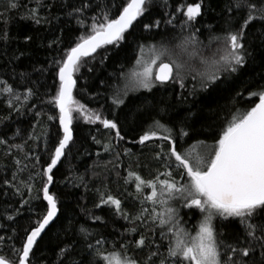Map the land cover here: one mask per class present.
<instances>
[{"label":"snow or ice","instance_id":"6c2138e0","mask_svg":"<svg viewBox=\"0 0 264 264\" xmlns=\"http://www.w3.org/2000/svg\"><path fill=\"white\" fill-rule=\"evenodd\" d=\"M151 3L152 0H126V4L122 2L117 9L115 2L109 4L107 0H96L95 5L93 0H81L80 6H72L69 15L77 20L83 34L79 35L74 46L53 61L58 84L50 103L58 109V114L49 115L48 120L58 121V135L50 150L45 145L49 162L42 167L44 182L36 196V199L42 198L46 202L45 209L37 215L35 226L26 230L21 247L16 249L13 246L16 261L0 256V264H31L38 239L57 221L59 200L50 193V187L54 184V169L66 156V150L73 141L74 119H81L86 124H99L113 134L115 140L124 141L118 113H122L125 120L151 116L152 123L148 130L130 142L141 146L152 142V146L158 149L153 156L158 167L155 175L149 179L131 170L125 178L126 184L134 185V198L140 204L135 216L124 212L121 200L111 194H101L96 207L111 206L116 214L134 225L129 229L132 234L140 227L152 233L151 239L141 233L135 241L138 249L149 250L144 264H264V86L250 93V96L258 97V103L254 102L250 110L234 114L211 146L203 141H189L194 129L188 123L186 114H177L178 124L157 118L159 114L167 115L168 110L175 107L167 103L163 95L160 104H147L149 97L138 95L144 92L154 99L162 88L176 85L181 91L174 100L183 105L189 96L195 98L198 93L211 95L217 89L226 87L228 76L244 68L252 55L250 37L258 39L259 48L264 50V0H228L225 7L228 15L223 31L214 33L209 41V46L213 43L217 45V54L211 57L200 55L206 46L200 39V29L195 27L199 23L198 18L203 16V2L177 6L176 11L181 13L182 22L175 17L165 22L173 29L178 28L182 34L174 45L163 42L153 44L149 48V55L144 57L143 46L133 37L140 55L131 70L122 74V85L112 89L107 117L102 112L86 109L73 96L78 74L87 65V58L94 61L98 50L107 49L108 46L118 49L127 43L135 31L136 22L145 16ZM164 3L167 7V0ZM8 6L13 9L19 7L15 0H9ZM40 6L42 0H37V8ZM113 9H117L115 14ZM89 12L93 14L87 15ZM21 18L41 23L36 9ZM161 23L160 20H153L142 27L146 31L159 30ZM0 39L7 41V34L0 36ZM30 39L26 37V41ZM177 51L186 55L187 59L176 58ZM101 55L102 62L108 58L107 51ZM196 59L199 67L190 63ZM92 70L88 67L89 72ZM189 77L195 81L190 91L186 84ZM0 85L5 93L15 95L14 89L4 81H0ZM32 95L30 89L27 97ZM16 99L20 97L16 96ZM161 104L164 106L161 107ZM130 105H135V111ZM9 107L12 105L9 104ZM153 112L156 114L153 115ZM74 113L77 115L74 116ZM185 113H191V108L185 109ZM28 139L33 137L29 136ZM4 143L6 141L0 139V144ZM193 143H200L201 148L193 151ZM15 147L24 159L16 158L14 161L17 171L13 173L12 181L16 183L7 179L4 183L9 189L14 188L18 196L22 197L21 188L31 196L33 189L29 182L32 178L29 164H39L40 156H29L22 145ZM104 147L106 151L110 150L109 145ZM24 172L29 173L27 180L18 175ZM25 205L31 208L30 200L22 198L20 208ZM20 208L13 211L19 214ZM182 209H195L200 213V219L193 226L194 234L181 216ZM5 218L9 221L15 219L13 215ZM92 219L102 221L100 216H93ZM217 221L237 222L242 234L235 242H226L221 228L227 225L221 224V228H218ZM80 233L86 240L92 235L84 227ZM4 239L0 236V241ZM163 241H167L166 254L160 251L164 246L160 242ZM105 243L102 239L96 240V247L89 243L88 247L93 253L91 264H140L127 254L128 243L122 242L123 252L103 249L101 246ZM61 251L63 255L59 264H65L70 253L67 248Z\"/></svg>","mask_w":264,"mask_h":264},{"label":"trees","instance_id":"16d2710c","mask_svg":"<svg viewBox=\"0 0 264 264\" xmlns=\"http://www.w3.org/2000/svg\"><path fill=\"white\" fill-rule=\"evenodd\" d=\"M15 2L19 7L13 9L8 6L9 0H0V36L7 34V41L0 39V81H4L15 92V95H9L0 85V139L6 141L0 144V236L5 238L0 241V256L12 261L17 259L12 251L13 246L16 249L21 247V242L27 234L26 230L35 226L37 215L44 211L46 205L42 198L36 199V196L44 182L42 167H46L49 162V152L45 151V145L47 144L50 150L58 135V121L48 120L49 115L58 114V109L50 103L58 84L53 61L59 59L69 47L74 46L79 35L83 34L77 20L69 15L72 6H80L81 0H42V6L39 8L37 0ZM95 2L96 0H93L94 5ZM107 2H115L117 9L122 2L126 4V0ZM191 2L204 3L203 16L198 18L199 23L195 27L200 29V39L206 46L200 55L213 56L217 45L213 43L209 46V41L214 33L220 34L223 31L225 17L228 15L225 12L228 0H167V7L164 0H152L145 16L136 22L135 31L127 43L118 49L108 46L107 49L98 50L94 61L87 58V65L81 68L77 77L74 98L84 104L86 109L102 112L107 117L112 89L122 85V74L131 70L140 55L136 51L133 37L143 46L144 57L149 55V48L153 44L163 42L174 45L182 34L178 28L173 29L165 22L170 17L182 22L181 13L177 12L176 8ZM33 9H36L37 16L41 19L39 24L32 19L21 18ZM117 9H113L114 14ZM184 10L186 11V8ZM91 14L93 13H87ZM153 20L162 22L160 29L144 30L142 25ZM26 37L31 39L26 41ZM249 39L252 55L248 57L246 66L231 76L226 73L228 85L217 89L211 95L198 93L195 98L189 96L183 105L174 100L181 91L176 85H170L168 89L162 88L154 99L148 93L141 92L138 95L148 96L147 104H160L163 95L164 100L175 107L169 109L167 115L159 114L157 118L178 124L177 114H186L188 123L194 129L189 141H203L211 146L234 114L250 110L254 102H258V97L250 96V93L264 86V50L259 48L258 39ZM106 51L108 58L102 62L101 54ZM175 55L176 58L187 59L186 55L179 51ZM190 63L199 67L198 59ZM88 67L93 70L89 72ZM186 84L190 91L195 81L189 77ZM30 89L33 95L27 97ZM16 96L20 99L17 100ZM9 104L12 107H9ZM163 106L161 104V107ZM130 107L135 111V105ZM187 108H191V113H185ZM118 114L122 134L125 136L124 141L118 142L113 138V134L101 125L86 124L81 119H74V138L66 150V156L54 170V184L50 191L59 200L60 214L36 244L31 264H59L63 248H67L70 253L65 264H91L93 253L88 245L90 243L96 247L97 239L106 241L101 247L108 251L115 249L123 252L122 242L128 243L127 254L144 264L149 250L138 249L135 241L141 233L151 239L152 233L140 227L132 234L129 229L134 225L116 214L111 206L96 207L101 194H111L121 200L124 212L135 216L140 204L134 198V185L126 184L125 178L131 170L149 179L155 175V169L158 167V162L153 158L158 149L152 146V142H148L147 146L130 142L137 140L148 130L152 123L151 116L143 115L136 120H125L122 113ZM155 114L153 112V115ZM75 115L77 114L74 113ZM29 136L33 139L29 140ZM15 145H22L24 152L29 156H40L39 164H29L32 175L29 182L33 189L31 196L24 188H21L22 197L18 196L14 188L9 189L4 183L5 179L16 183L12 181L13 173L17 171L14 161L16 158L24 159ZM104 145H109L110 150L106 151ZM191 147L195 151L200 149L201 145L193 143ZM18 175L27 180L29 173ZM22 198L30 200L31 208L28 205L20 208ZM17 208H20L19 214L13 211ZM7 215H13L15 219L9 221L5 218ZM93 216L102 217V221H94ZM181 216L194 234L193 226L200 219V213L195 209H182ZM216 223L218 228H221V224L227 225L221 228L226 242H235L242 234L241 226L237 222ZM82 227L92 232L87 240L80 233ZM160 243L164 245L160 249L161 253L166 254L167 241Z\"/></svg>","mask_w":264,"mask_h":264},{"label":"water","instance_id":"95a60500","mask_svg":"<svg viewBox=\"0 0 264 264\" xmlns=\"http://www.w3.org/2000/svg\"><path fill=\"white\" fill-rule=\"evenodd\" d=\"M257 103H258V102H257ZM62 160H63V158H62ZM60 163H61V162H60ZM60 163L57 165V167L60 165ZM54 170H55V169H54ZM50 191H51V187H50ZM54 222H55V221H54ZM54 222H53V223H54ZM50 226H51V225H50ZM50 226H49V227H50ZM47 230H48V229H47ZM47 230H46V231H47ZM44 234H45V233H44ZM44 234H42V237H43ZM42 237H41V238H42ZM41 238L38 239L37 243L41 240ZM34 248H35V247H34Z\"/></svg>","mask_w":264,"mask_h":264},{"label":"rangeland","instance_id":"374dc122","mask_svg":"<svg viewBox=\"0 0 264 264\" xmlns=\"http://www.w3.org/2000/svg\"><path fill=\"white\" fill-rule=\"evenodd\" d=\"M215 54H217V53H215ZM117 141V140H116ZM118 142V141H117Z\"/></svg>","mask_w":264,"mask_h":264}]
</instances>
